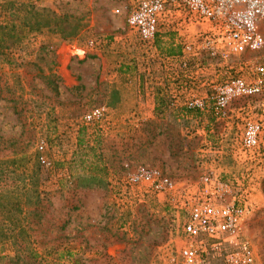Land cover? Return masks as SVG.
Here are the masks:
<instances>
[{"label": "rangeland", "instance_id": "obj_1", "mask_svg": "<svg viewBox=\"0 0 264 264\" xmlns=\"http://www.w3.org/2000/svg\"><path fill=\"white\" fill-rule=\"evenodd\" d=\"M34 1L88 27L78 42L25 31L12 60L0 59V264H177L208 174L250 204L246 235L264 264V140L245 153L241 114L188 106L233 75L238 58L186 53L196 28L183 31L181 16L146 44L126 24L128 0ZM151 85L158 103L142 118ZM100 105L105 115L86 122ZM139 165L160 168L175 188H128L124 176ZM94 173L103 185H80Z\"/></svg>", "mask_w": 264, "mask_h": 264}, {"label": "built area", "instance_id": "obj_2", "mask_svg": "<svg viewBox=\"0 0 264 264\" xmlns=\"http://www.w3.org/2000/svg\"><path fill=\"white\" fill-rule=\"evenodd\" d=\"M128 1L126 24L146 44L153 45L157 34L181 16L196 28L195 40L184 46L186 53L238 58L233 75L212 82L209 93L194 97L188 106L209 108L217 118L241 114L240 148L248 154L257 152L264 140V0ZM106 112L104 105L95 106L84 119L93 122ZM201 180L200 195L182 226L184 241L177 264H256L255 248L246 235L250 204L217 175ZM122 182L154 195L175 188L168 174L151 165L137 166Z\"/></svg>", "mask_w": 264, "mask_h": 264}, {"label": "trees", "instance_id": "obj_3", "mask_svg": "<svg viewBox=\"0 0 264 264\" xmlns=\"http://www.w3.org/2000/svg\"><path fill=\"white\" fill-rule=\"evenodd\" d=\"M87 27L83 18L58 13L34 0H0V59H11L10 52L22 42L25 31L41 33L51 30L57 32L62 41L78 42ZM80 185L101 186L103 180L94 173Z\"/></svg>", "mask_w": 264, "mask_h": 264}, {"label": "crops", "instance_id": "obj_4", "mask_svg": "<svg viewBox=\"0 0 264 264\" xmlns=\"http://www.w3.org/2000/svg\"><path fill=\"white\" fill-rule=\"evenodd\" d=\"M183 22H184V19H183ZM182 29H183V31H186V30L192 31L193 30V26H192V24L190 22L184 23ZM162 31H165V30H162ZM160 33L161 32H159L156 37H159ZM187 37H189V36H187ZM166 38L167 37H163V39H166ZM154 84L157 85L158 83L154 82ZM149 89L152 90L150 92L151 93V98L150 97H146L143 101L139 102V107H141V109H139V113H141V117L142 118L150 117L151 113L154 110L155 105H157V103H158L157 99H159V94L157 92V89H159V87L151 85L149 87ZM146 94L148 95L149 93L147 92Z\"/></svg>", "mask_w": 264, "mask_h": 264}]
</instances>
